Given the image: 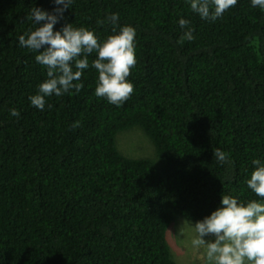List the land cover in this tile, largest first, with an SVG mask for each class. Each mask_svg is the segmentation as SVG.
Instances as JSON below:
<instances>
[{
  "label": "trees",
  "instance_id": "trees-1",
  "mask_svg": "<svg viewBox=\"0 0 264 264\" xmlns=\"http://www.w3.org/2000/svg\"><path fill=\"white\" fill-rule=\"evenodd\" d=\"M32 7L56 5L0 0V264H177L165 239L176 216L202 220L221 194L260 199L245 181L264 161V10L237 0L213 22L187 0H72L55 31L72 23L103 40L112 13L135 29L134 91L120 107L98 98L93 54L82 89L39 110L28 97L46 69L18 41L37 26ZM180 18L192 41L179 42ZM134 126L154 159L118 151Z\"/></svg>",
  "mask_w": 264,
  "mask_h": 264
},
{
  "label": "clouds",
  "instance_id": "clouds-1",
  "mask_svg": "<svg viewBox=\"0 0 264 264\" xmlns=\"http://www.w3.org/2000/svg\"><path fill=\"white\" fill-rule=\"evenodd\" d=\"M56 5L52 12L39 7L30 9L27 19L37 26L18 37L19 45L37 52L35 61L46 69L47 78L40 83L38 91L28 97L32 106L44 110L50 96H63L72 90L79 92L83 71L91 67L97 72L94 94L105 98L117 107L122 106L132 95L134 86L128 81L131 69L136 66L135 29L118 26L119 15L106 17L112 27V34L100 40L85 27H73L66 23L59 31L54 26L63 18L72 0H52ZM193 13L201 19L215 21L226 10L236 5L237 0H187ZM253 7L264 10V0H251ZM105 20H98L103 26ZM183 29L179 42L192 41L193 29L190 21L178 20ZM117 28L119 30L117 31ZM48 108L52 106L47 104ZM10 115L19 118L20 113L12 108ZM75 122L72 127H78ZM213 156L220 164L228 160V154L220 149L213 150ZM253 170L245 183L248 189L260 199L246 202L231 194H221L220 206L210 215L192 225L195 235L193 247L204 249L206 264H264V161L252 160ZM205 237H210L205 239Z\"/></svg>",
  "mask_w": 264,
  "mask_h": 264
},
{
  "label": "rangeland",
  "instance_id": "rangeland-1",
  "mask_svg": "<svg viewBox=\"0 0 264 264\" xmlns=\"http://www.w3.org/2000/svg\"><path fill=\"white\" fill-rule=\"evenodd\" d=\"M115 143L118 151L126 157L151 159L155 157L151 141L139 126L119 131L115 136ZM197 221L200 220H188L176 216L166 230V243L177 264H206L204 249H197L191 244L195 235L192 225ZM209 238L205 237V239Z\"/></svg>",
  "mask_w": 264,
  "mask_h": 264
}]
</instances>
